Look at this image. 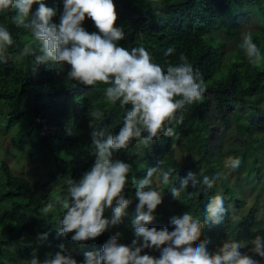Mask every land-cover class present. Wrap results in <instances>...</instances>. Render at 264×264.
Segmentation results:
<instances>
[{"label":"trees","instance_id":"16d2710c","mask_svg":"<svg viewBox=\"0 0 264 264\" xmlns=\"http://www.w3.org/2000/svg\"><path fill=\"white\" fill-rule=\"evenodd\" d=\"M56 10L58 22L62 0H45ZM118 13L116 24L122 25L125 38L119 43L126 48L144 45L153 59L162 65L180 63V54L188 57L207 84L201 99L185 105L183 122H172L177 135L162 136L152 144H138L135 139L115 157L132 163L125 195L132 198L124 223L112 226L97 238L74 241L72 233L58 232L63 208L57 197H68L67 178L79 180L94 162L91 131L97 126L117 132L130 105L106 101L104 90L110 82L90 86L69 79L71 65L36 63L38 42L30 30L13 22L15 10L0 12V23L9 27L14 42L8 46L6 59L0 60V127L3 133L14 132L11 146L27 159L36 161L43 174L30 179L14 174L6 161L0 162L5 179L0 185V252H18L19 264H30L33 255L45 259L49 253L62 251L61 243L79 260L84 253L102 248L114 233L120 242L135 238L131 221L138 197L136 184L146 175L148 166L174 169L170 184H157L165 191L155 210L156 219L148 226L172 227L170 217L180 208L200 216V201L210 194L222 193L234 216L226 215L220 223H204L203 231L193 240L208 237V247L215 249L223 240L254 238L264 233V63L253 65L238 46L239 33L251 30L253 39L264 50V0H114ZM38 4L33 5V10ZM85 28L99 31L94 20L86 17ZM33 52H25V47ZM169 46L175 51L165 55ZM101 108L104 116L93 119L90 113ZM224 131L233 135L224 146L216 120ZM177 150L183 157L177 156ZM228 155L240 156L241 165L232 177L243 176L253 188L254 203L245 208L243 184L231 180L223 161ZM189 170L198 176L218 172L217 179L201 191L196 185L191 196L174 198L170 186L179 187L180 177ZM135 177V181L132 177ZM189 190V189H186ZM56 208L44 212L49 201ZM110 214L106 210L105 215ZM75 230H73L74 232ZM47 232L41 240L39 233ZM192 241H190L191 243ZM159 255L157 249H145ZM247 251V249H242ZM264 260L255 253H248ZM4 261L0 260V264Z\"/></svg>","mask_w":264,"mask_h":264},{"label":"clouds","instance_id":"9594fccd","mask_svg":"<svg viewBox=\"0 0 264 264\" xmlns=\"http://www.w3.org/2000/svg\"><path fill=\"white\" fill-rule=\"evenodd\" d=\"M62 3L58 22L53 20L56 10L45 0H0V12L15 10L13 22L29 29L35 37L39 47L36 63L51 62L60 67L67 63L71 65L68 78L85 85L110 82L104 90L106 101L112 105L117 101L130 105L117 132H110L108 127L92 128L93 164L79 180H65L67 198L57 197L64 210L58 232L65 235L71 232L72 240L86 241L124 223L132 203L124 189L133 165L116 158L115 153L127 149L133 139L148 146L154 139L177 135L172 122H183L185 105L201 99L207 84L183 53L180 63H169L165 68L144 45L131 48L121 45L119 41L125 38V30L116 24L118 13L114 0H62ZM34 4H38L35 10ZM86 17L94 20L99 31L89 32L85 28ZM13 42L9 27L0 23V60L6 59L5 53ZM238 46L251 64L264 63V50L255 42L250 29L239 33ZM33 51L25 47V52ZM174 51L169 46L165 55ZM90 116L103 117L104 111L97 107ZM241 163V157L236 155H228L223 161L226 169H237ZM161 164L163 161L159 160L157 165L148 166L146 175L136 184L138 202L131 221L135 238L131 243L120 242L121 233L117 231L102 248L86 251L82 260L61 243L62 251L49 253L45 259L33 255L30 264H264V260L248 254L264 258V233L250 240L227 238L215 249L208 247V237L193 240L203 231L202 221L220 223L226 215H235L222 193L210 194L200 201V216L180 208L170 217L171 228L148 226L147 222L156 219L155 210L165 194L156 185L170 184L174 172L171 166L164 168ZM218 175V172L200 171L197 176L189 170L180 177L179 187L171 184L170 189L176 199L182 193L191 196L190 189L199 184L203 186L201 191H206ZM132 180L135 181L134 176ZM55 208L56 204L49 200L44 212ZM106 210L110 214L105 215ZM47 236V232L39 233L41 240ZM153 248L159 250L158 256L144 251ZM245 248L247 251H242Z\"/></svg>","mask_w":264,"mask_h":264},{"label":"rangeland","instance_id":"374dc122","mask_svg":"<svg viewBox=\"0 0 264 264\" xmlns=\"http://www.w3.org/2000/svg\"><path fill=\"white\" fill-rule=\"evenodd\" d=\"M214 127L218 129L217 132H214V136L221 133L224 146H228L231 141L230 137H233V135L229 134V132L227 133L224 131V125L220 121H218V119L216 120V125ZM13 132V130H10L7 134L3 133L0 127V162L6 161L13 173L17 175H26L30 179H34L42 175L43 169L37 165L36 161L27 159L21 152L15 150L11 146L8 137ZM177 156L183 157V154H181L179 150H177ZM226 156H228V152L226 153ZM233 172L234 170L227 169V173L230 177H232L231 174ZM4 179L5 176L0 169V185L3 186V189H5L3 185ZM231 180H234V183L239 182L243 184V189L245 190L246 197L245 208L252 206L254 203V194H256L259 190L257 188H253V190H251V183H249V181H245L242 175L241 177L237 178L236 176H233ZM14 255L18 256V252L16 250H13V253L10 254H6L4 251L0 252V260L4 261L3 264H19L17 262L18 258H10V256L14 257Z\"/></svg>","mask_w":264,"mask_h":264}]
</instances>
